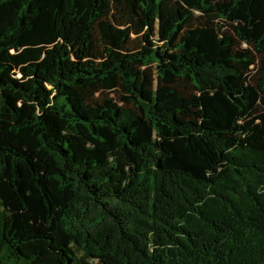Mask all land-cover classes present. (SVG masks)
<instances>
[{"label":"trees","instance_id":"16d2710c","mask_svg":"<svg viewBox=\"0 0 264 264\" xmlns=\"http://www.w3.org/2000/svg\"><path fill=\"white\" fill-rule=\"evenodd\" d=\"M0 264H264V0H0Z\"/></svg>","mask_w":264,"mask_h":264}]
</instances>
